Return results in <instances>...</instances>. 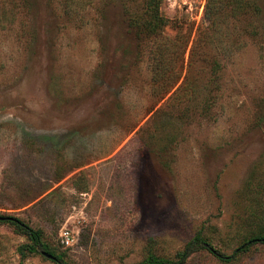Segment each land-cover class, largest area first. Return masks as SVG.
Segmentation results:
<instances>
[{"label": "rangeland", "instance_id": "rangeland-1", "mask_svg": "<svg viewBox=\"0 0 264 264\" xmlns=\"http://www.w3.org/2000/svg\"><path fill=\"white\" fill-rule=\"evenodd\" d=\"M207 2L163 0L149 36L129 24L141 0H0L1 217L68 264L174 260L199 233L228 256L264 238V5L235 13L221 50ZM28 243L0 222V264H57L23 258ZM186 264H264V242Z\"/></svg>", "mask_w": 264, "mask_h": 264}, {"label": "trees", "instance_id": "trees-1", "mask_svg": "<svg viewBox=\"0 0 264 264\" xmlns=\"http://www.w3.org/2000/svg\"><path fill=\"white\" fill-rule=\"evenodd\" d=\"M135 1V0H133ZM144 5V13L143 19L139 24H135L136 22H132L130 20L129 24L130 27L136 26L140 33L147 34L149 36H157L164 32L165 27L167 26L168 22L166 18L163 16L161 11L162 1L163 0H141ZM264 5V0H208L207 6L205 8V21L209 25V30L216 33V38H214V43L221 50L223 48L222 44L220 43L219 37L226 35L231 36L234 30L231 33H226L223 31V27L227 24H231L233 19L236 18V12L242 10L245 12H262V8ZM231 10V11H229ZM264 11V10H263ZM232 12V17H230L226 13ZM134 23V24H133ZM183 40L180 43H176L179 45L178 53L179 59L182 58L185 49L188 43V36H182ZM179 36L176 37L177 42H179ZM163 58V56H162ZM0 222H13V224L17 227V230L20 234H23L28 237L31 243L25 244L19 248V253L26 258L28 255L39 252L40 249L43 252H47L48 254L55 257V261L57 264H68L60 256L54 254L53 252L49 251V246L43 241L41 232L38 230H34L27 224L21 222L18 219H11L8 221H0ZM263 241L262 239H253L245 243L241 246L238 250H236L232 255H225L220 251L213 249L211 244L207 242L201 233L197 234L188 244L185 246L184 250L179 252L176 256V259L171 260L163 257L156 256L153 253H150L141 263L139 264H186L189 257L199 251V250H207L215 255L220 261L224 263H231L237 259L240 254L248 251L253 245L256 243ZM42 252V253H43Z\"/></svg>", "mask_w": 264, "mask_h": 264}, {"label": "built area", "instance_id": "built-area-1", "mask_svg": "<svg viewBox=\"0 0 264 264\" xmlns=\"http://www.w3.org/2000/svg\"><path fill=\"white\" fill-rule=\"evenodd\" d=\"M62 243L67 247H73L78 243V237L74 230L63 229L61 232Z\"/></svg>", "mask_w": 264, "mask_h": 264}, {"label": "water", "instance_id": "water-1", "mask_svg": "<svg viewBox=\"0 0 264 264\" xmlns=\"http://www.w3.org/2000/svg\"><path fill=\"white\" fill-rule=\"evenodd\" d=\"M8 220H11V218L0 216V221H8ZM43 255L46 256L48 259L55 260V257L48 254L47 252H43Z\"/></svg>", "mask_w": 264, "mask_h": 264}]
</instances>
